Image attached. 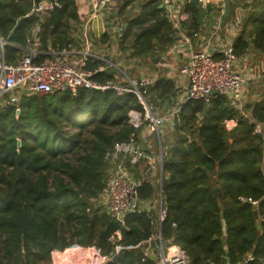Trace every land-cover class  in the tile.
I'll list each match as a JSON object with an SVG mask.
<instances>
[{"label":"trees","instance_id":"16d2710c","mask_svg":"<svg viewBox=\"0 0 264 264\" xmlns=\"http://www.w3.org/2000/svg\"><path fill=\"white\" fill-rule=\"evenodd\" d=\"M34 1L50 5L42 20L26 16L33 0H0V36L11 43L4 47L9 61L27 45L37 23L40 49L75 40L76 0ZM130 3L124 0L117 6L122 18L119 50L126 57L129 53L132 59L152 61L173 44L175 29L158 0H142L134 14H125ZM233 7L230 3L228 8L234 13ZM185 10L189 19L183 27L196 30L198 6L186 3ZM108 39L104 34L99 42ZM232 47L236 56L250 48L264 55V11L247 17ZM100 64L94 59L85 68L93 71ZM116 71L107 66L91 78L115 82ZM140 90L156 112L171 109L177 93L174 80L165 75ZM131 110L144 111L137 96L118 95L113 89L21 93L16 103L0 102V264H51L53 250L74 244L94 245L106 255L117 245L123 247L106 264H155L156 240L150 244L153 253L145 254V241L156 229L154 217L128 213L125 231L111 241L100 232L113 218L93 201L113 166L105 159L107 151L130 136L138 140L144 128L128 123ZM171 119L172 131L160 134L163 240L183 250L190 264L237 263L249 253L253 259L247 264H264V136L254 130L264 123V95L243 110L220 94L208 104L190 99ZM228 119L236 120L233 128L226 127ZM156 190L145 179L138 198L152 199Z\"/></svg>","mask_w":264,"mask_h":264},{"label":"built area","instance_id":"2783aa9c","mask_svg":"<svg viewBox=\"0 0 264 264\" xmlns=\"http://www.w3.org/2000/svg\"><path fill=\"white\" fill-rule=\"evenodd\" d=\"M94 2L95 7L107 17L108 22L116 21L117 0H94ZM158 2L175 29V36L188 42L189 35L181 21L189 19L185 4L190 3V0H158ZM221 7H224V0L221 2ZM49 9L50 5L47 2L33 0L26 16L30 15L42 20ZM40 31V25L37 23L27 40V45L19 48L21 51L13 61L6 59L4 53V47L11 43L0 36V100L4 95H11L12 101L9 102L13 103L18 100L24 89L28 90V93L35 94L75 93L79 88L113 89L118 95L134 93L144 111L141 113L131 110L128 123L134 128L143 125L150 132L155 133L160 147L159 155L155 156L150 150L143 149L133 136L126 141L114 142L105 155V159L113 165L110 168V177L98 197L103 196L104 202L102 200L101 204L113 218L112 220H119L122 224L128 213H145L149 217H154L156 229L155 233L145 241L149 244L147 248L145 247V254L153 253L150 244L156 240L155 264H190L186 253L175 244H168L161 235V223L166 217V208L163 205L162 195L163 154L159 129L165 120L163 114L172 118L178 112L181 103L164 113L153 111L144 99L140 86L153 83L155 78L141 75L138 80H132L121 68L125 66L124 58L120 57L121 62L124 60L122 64L109 55L107 50L94 49L89 42V33L80 24H75L72 28V37L75 40L64 46H52L48 43L46 49H40ZM117 52H119L118 47ZM94 59L104 64H100L93 71L87 70L85 68L87 62ZM235 59L232 44L224 46L218 58L214 57L210 47L190 51L185 63L180 66V72L186 78L182 102L192 99L208 104L214 96L211 94L212 90H217L218 94L228 95L235 103L244 100L246 86L250 82L263 81L264 70L259 75L252 76L246 69L243 71L236 69ZM107 66L114 67L118 73H121L125 82L121 83L117 80V76L115 82L106 83H98L91 78L93 73L104 70ZM225 125L233 128L236 120H225ZM254 130L261 131L259 123L255 125ZM136 163L133 173H129L128 169ZM139 163H143L145 167L140 169V178H136L134 174ZM149 174L155 179L148 180L155 185L156 195L152 199L140 200L138 188ZM120 236L119 231H116L109 239L115 241ZM122 248L117 245L114 253L106 255L94 245L84 247L74 244L62 251L53 250L51 264H106L112 261ZM252 259L253 256L249 253L244 260L230 264H247Z\"/></svg>","mask_w":264,"mask_h":264},{"label":"crops","instance_id":"0c3cea01","mask_svg":"<svg viewBox=\"0 0 264 264\" xmlns=\"http://www.w3.org/2000/svg\"><path fill=\"white\" fill-rule=\"evenodd\" d=\"M136 1L137 0H131L133 3ZM141 1L139 0V2ZM222 1L223 0H201L198 6L199 9H202L206 2H209L213 9L211 12L206 13L203 23L200 24V27L196 30L189 32L187 25L184 27L188 32L189 41L187 42L180 37H176L173 44L159 54V60L152 65L150 70L146 67L138 71L141 75L154 77L155 79L162 75L173 79L177 88L173 105L184 103L182 101L184 100L183 95L186 86V78L183 73L180 72L179 67L181 66L180 62L187 59L190 51L210 47L214 57H220L223 47L233 43L241 27H243L245 20H247V17L252 13L264 11V0H224V7H221ZM230 3L234 5V13L228 8ZM76 5L79 16V23L77 24H80L83 29L89 33V42L93 45V48L107 50L109 55L115 57L118 62L123 63L125 58L121 62L120 57L125 54L122 53L118 47L122 18L116 17L115 22H108L107 17L102 15L103 12L95 7L94 0H76ZM135 9L136 11L138 10V5L135 6ZM187 21L188 19L185 21L183 20L181 24L183 25L187 23ZM104 34H107L109 39L104 43H100L99 39ZM117 47L119 52H117ZM234 66L240 71L246 69L252 76L259 75L264 70V55L253 52L250 48L249 52L243 56H236ZM134 72V70H131V74H134ZM263 92L264 80H261L250 82L246 86L244 100L241 102L235 103L228 95L224 96L232 105L243 110L245 104L254 99L259 100L261 94L264 95ZM180 100L181 102H179ZM245 116H250V113L246 112ZM260 129L262 132L264 131V123H260ZM137 142L143 149L150 150L155 156L159 155L160 147L158 139L148 128H143L138 136ZM155 144L157 145L156 150ZM140 164L141 163H139L135 174L137 173L140 175V169L142 170L145 167L143 163V167H140Z\"/></svg>","mask_w":264,"mask_h":264},{"label":"rangeland","instance_id":"374dc122","mask_svg":"<svg viewBox=\"0 0 264 264\" xmlns=\"http://www.w3.org/2000/svg\"><path fill=\"white\" fill-rule=\"evenodd\" d=\"M120 1H124V0H117V3H118V5H120ZM141 1V0H140ZM137 2H139V0H137L136 2H131V4L126 8V11H125V14H134L135 12H133V10H135V6L136 5H139V3L138 4H136ZM119 7V6H118ZM128 49V48H127ZM121 52L123 53V51L121 50ZM129 52H131V50L129 51ZM159 54H157V55H154L153 57H157ZM124 56V55H123ZM129 56V53H127V57H125L124 56V58H125V66L124 67H121L122 69H123V71L126 73V74H128L130 77H131V79L132 80H138L139 79V76L141 75L140 74V72H138V71H140V70H143V69H145L146 67L150 70L151 68H152V64H151V62L153 61V63H154V58L152 59V61H151V58L150 57H146L145 59H132L131 57H128ZM162 56H164V55H162ZM134 58V57H133ZM165 59H167V58H165ZM159 60V59H158ZM168 60H170V59H168ZM181 64H183V63H185V60L182 62H180ZM123 64V63H122ZM131 68H134V74H131ZM180 68V67H179ZM115 71H116V69H115ZM116 75H117V80H119L121 83H124L125 82V78H124V76L122 77V75H121V73H118L117 71H116ZM125 86L127 87L128 85H127V83H125ZM220 94V93H219ZM220 95H223V94H220ZM224 96V95H223ZM178 97V96H177ZM11 95H4V97L0 100V102H4V101H12L11 100ZM179 102H181V100L179 101ZM13 103H16V101L15 102H13ZM157 106H159V105H157ZM173 106H176V105H173ZM172 106V107H173ZM161 107V106H160ZM164 109L165 108H160V109H157V112L158 113H164L163 111H164ZM164 116H165V120H164V122H163V124H162V126H161V128L159 129V134H163L162 136L164 137L165 136V134L166 133H170L171 131H172V124H173V120L171 119V118H169V117H166V114H163ZM151 133H153V132H151ZM154 135H155V133H153ZM263 136H264V131H263ZM263 148H264V143H263ZM155 150H156V144H155ZM140 167H143V164L141 163L140 164ZM143 172V171H142ZM134 176L136 177V178H140V175L139 174H134ZM109 177H110V172H109V176H108V179H109ZM146 178L147 179H149V180H155L153 177H152V175H146ZM107 179V180H108ZM107 182V181H106ZM105 186H106V184H105ZM105 186H104V188H105ZM104 188H103V190H104ZM102 190V191H103ZM102 193V192H101ZM100 193V194H101ZM102 200H103V202H104V199H103V196L101 195V197H96V198H94L93 199V201L98 205V204H100L101 205V202H102ZM102 202V203H103ZM102 206V205H101Z\"/></svg>","mask_w":264,"mask_h":264},{"label":"water","instance_id":"95a60500","mask_svg":"<svg viewBox=\"0 0 264 264\" xmlns=\"http://www.w3.org/2000/svg\"><path fill=\"white\" fill-rule=\"evenodd\" d=\"M200 2H201V0H190V3L193 6H199ZM212 9H213V7L211 6V4L209 2H206L204 7L202 9H199L198 15H197V21L199 24L203 23V20H204L206 13L211 12ZM158 59H159V55L154 58V63H156L158 61ZM23 93L27 94L28 90L24 89ZM211 94L216 95V94H218V91L212 90ZM18 114H19V108H16V115H18ZM20 145H21V141H20V139H18L17 140V148H19ZM136 166H137V163L133 167H130L128 169L129 173H133V170ZM257 227L259 228L260 226L257 225ZM116 231H119V233L122 234L125 231V226L119 220H111L106 225V227L100 232V236L109 239L112 236V234L115 233Z\"/></svg>","mask_w":264,"mask_h":264},{"label":"clouds","instance_id":"9594fccd","mask_svg":"<svg viewBox=\"0 0 264 264\" xmlns=\"http://www.w3.org/2000/svg\"><path fill=\"white\" fill-rule=\"evenodd\" d=\"M157 138V137H156Z\"/></svg>","mask_w":264,"mask_h":264}]
</instances>
